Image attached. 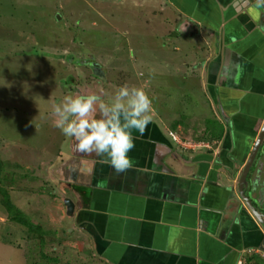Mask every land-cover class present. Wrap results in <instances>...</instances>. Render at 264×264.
I'll use <instances>...</instances> for the list:
<instances>
[{
  "label": "crops",
  "instance_id": "obj_1",
  "mask_svg": "<svg viewBox=\"0 0 264 264\" xmlns=\"http://www.w3.org/2000/svg\"><path fill=\"white\" fill-rule=\"evenodd\" d=\"M164 1L179 14L181 25L189 26L179 33H193V42L206 45L193 59L203 64L202 74L208 76V87L205 82L199 92L216 121L210 120V126L205 121L197 128L198 136L190 139L187 127L172 130L152 111L143 134L133 130L132 167L119 174L103 162L106 156L78 152L71 138L65 142L69 151L80 154L68 164L64 160L62 167L51 164L48 174L57 186L41 196L46 199L44 215L57 218L65 234H78L74 245L89 247L98 264H264L262 146L243 187L262 222L239 191L264 123V31L259 30L264 4ZM169 133L185 144H209L211 149L182 150ZM54 169L58 175L52 174ZM65 199L74 204L71 216ZM57 200L63 204V216Z\"/></svg>",
  "mask_w": 264,
  "mask_h": 264
},
{
  "label": "rangeland",
  "instance_id": "obj_2",
  "mask_svg": "<svg viewBox=\"0 0 264 264\" xmlns=\"http://www.w3.org/2000/svg\"><path fill=\"white\" fill-rule=\"evenodd\" d=\"M165 5L164 0H0V189L47 234L42 248L27 239V229L7 218L0 190V264H98L89 247L74 245L78 234H65L57 218L44 215L41 196L57 186L49 175L52 166L80 154H71L65 143L71 138L56 126L54 103L92 93L110 103L128 84L148 93L152 111L165 124L183 119L190 139L205 121H216L199 92L203 64L193 59L206 45L193 42V33H179L189 26Z\"/></svg>",
  "mask_w": 264,
  "mask_h": 264
},
{
  "label": "clouds",
  "instance_id": "obj_3",
  "mask_svg": "<svg viewBox=\"0 0 264 264\" xmlns=\"http://www.w3.org/2000/svg\"><path fill=\"white\" fill-rule=\"evenodd\" d=\"M264 4V0H257ZM264 31V25H259ZM152 99L142 87L124 84L106 103L92 93L65 97L53 104L56 126L76 141L80 153L106 156L116 173L129 170L133 161L129 153L135 147L133 130L141 135L152 121ZM98 112V118H97Z\"/></svg>",
  "mask_w": 264,
  "mask_h": 264
},
{
  "label": "trees",
  "instance_id": "obj_4",
  "mask_svg": "<svg viewBox=\"0 0 264 264\" xmlns=\"http://www.w3.org/2000/svg\"><path fill=\"white\" fill-rule=\"evenodd\" d=\"M207 124H209L210 126L213 123L207 122ZM185 125L186 124H184L183 119H178L170 124V129L176 130L179 126L185 127ZM0 190H2V206L3 209H5L7 218L11 222L20 224L21 226H24L27 229V233L25 235L27 239L30 238L32 240H37L41 248L45 246L46 244L43 238H45L47 234L44 235L42 227L39 224L33 222L28 216V213L13 204V200L12 198H10V195L7 191H4L3 189ZM54 262L57 264V260H54Z\"/></svg>",
  "mask_w": 264,
  "mask_h": 264
},
{
  "label": "water",
  "instance_id": "obj_5",
  "mask_svg": "<svg viewBox=\"0 0 264 264\" xmlns=\"http://www.w3.org/2000/svg\"><path fill=\"white\" fill-rule=\"evenodd\" d=\"M57 18L59 19V17H57ZM263 134H264V127H263V130H262L261 134L259 135L258 140H257L256 143H255V146H254V148H253V151H252V153H251V156H250L249 160L247 161V164H246V166H245V168H244V170H243L242 179H241V181L239 182V191H240V195H241L242 199L245 200V202L247 203V205L249 206L250 210L252 211V213H253V215L255 216V218L259 221V223L262 222L261 216H260V214L255 210L254 206L251 205V202L248 201V200L246 199V197L244 196V193H243V186H242V184L244 183V179H245L246 173H247V171H248V169H249V166H251L252 161H253L254 157L256 156V154H257V150H258V148H259L260 140H261V138L263 137ZM260 202H261V201H260ZM63 204H64V206H65V209H66L67 214H68V215H72V214H73V211H74V204H73V202H72L70 199H65V200L63 201ZM261 204H262V202H261ZM262 224H264V222H262ZM263 226H264V225H263Z\"/></svg>",
  "mask_w": 264,
  "mask_h": 264
},
{
  "label": "built area",
  "instance_id": "obj_6",
  "mask_svg": "<svg viewBox=\"0 0 264 264\" xmlns=\"http://www.w3.org/2000/svg\"><path fill=\"white\" fill-rule=\"evenodd\" d=\"M173 141H175L178 145L182 147V149H196V148H204L206 150H210L211 146L209 144H193V143H188L185 144L184 142L180 141L177 136L173 133H169Z\"/></svg>",
  "mask_w": 264,
  "mask_h": 264
},
{
  "label": "flooded vegetation",
  "instance_id": "obj_7",
  "mask_svg": "<svg viewBox=\"0 0 264 264\" xmlns=\"http://www.w3.org/2000/svg\"><path fill=\"white\" fill-rule=\"evenodd\" d=\"M177 36H178V34H177ZM176 36V37H177ZM209 73V70L207 71V73L206 74H208ZM208 76H206V78H205V82H206V88L208 87V84H209V82H208ZM263 127H264V123H263V125H262V127H261V130H260V133H259V135L261 134V132H262V130H263ZM259 135H258V138H259ZM264 137V136H263ZM258 140V139H257ZM262 141V140H261ZM260 146H261V142H260ZM182 150H185V151H187V150H191V149H182ZM243 173V172H242ZM248 174H250L249 173V170L247 171V173H246V177H248ZM255 179V178H254ZM257 183V182H256ZM259 184H260V180H259ZM242 186L244 187L245 186V181H244V183L242 184ZM255 190H256V192H258V193H260L261 194V191H260V189H259V187H258V185H256L255 184V186L253 187ZM259 189V190H258Z\"/></svg>",
  "mask_w": 264,
  "mask_h": 264
}]
</instances>
